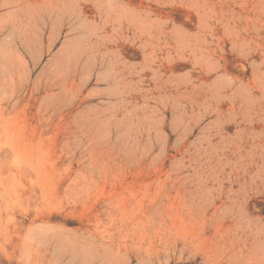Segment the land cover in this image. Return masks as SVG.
Segmentation results:
<instances>
[{
	"label": "rangeland",
	"instance_id": "obj_1",
	"mask_svg": "<svg viewBox=\"0 0 264 264\" xmlns=\"http://www.w3.org/2000/svg\"><path fill=\"white\" fill-rule=\"evenodd\" d=\"M0 264H264V0H0Z\"/></svg>",
	"mask_w": 264,
	"mask_h": 264
}]
</instances>
